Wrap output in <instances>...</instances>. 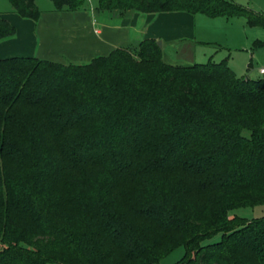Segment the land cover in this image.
<instances>
[{
	"label": "trees",
	"instance_id": "trees-1",
	"mask_svg": "<svg viewBox=\"0 0 264 264\" xmlns=\"http://www.w3.org/2000/svg\"><path fill=\"white\" fill-rule=\"evenodd\" d=\"M87 2L53 0L60 12ZM10 3L42 16L36 0ZM97 9L240 16L264 29L235 0ZM16 33L0 13V40ZM262 76L238 75L228 58L170 64L152 38L89 63L0 58V264H155L182 245L175 264H264V216H230L264 204Z\"/></svg>",
	"mask_w": 264,
	"mask_h": 264
},
{
	"label": "crops",
	"instance_id": "crops-1",
	"mask_svg": "<svg viewBox=\"0 0 264 264\" xmlns=\"http://www.w3.org/2000/svg\"><path fill=\"white\" fill-rule=\"evenodd\" d=\"M36 1L42 11L38 21L13 12L10 0L8 5L0 6V13L17 30L14 37L0 40V58L21 55L60 63H89L116 48L152 38L162 42L163 57L170 64L199 63L197 52L207 45L209 60L219 62L228 58L231 66V39L241 45L251 40L247 36L251 26L240 16L211 18L187 11H102L97 9L99 0H90L91 5L88 0L77 11L60 12L55 10L53 0L46 9ZM219 56L221 59L216 60Z\"/></svg>",
	"mask_w": 264,
	"mask_h": 264
},
{
	"label": "rangeland",
	"instance_id": "rangeland-1",
	"mask_svg": "<svg viewBox=\"0 0 264 264\" xmlns=\"http://www.w3.org/2000/svg\"><path fill=\"white\" fill-rule=\"evenodd\" d=\"M97 1L98 0H94V2ZM235 1L247 7L249 6L251 8H254L255 10L261 12L264 15V0H235ZM38 3L42 9H46L47 6H50L52 4V0H38ZM8 4H9V0H0V6L3 5L6 6ZM247 36L249 39H251L249 44L247 45H243L244 43L242 45L240 43H235L234 39H231V41L229 42L230 44L229 51L230 54L232 55L231 66L234 68L235 71H237L238 75L240 76L249 75L253 78L263 77L262 74H260L259 69L264 67V48L254 47L253 43L258 39L264 41V29L262 27H257V26L249 27ZM234 38L237 39V36H235ZM236 42H238V39ZM209 49H210L209 46L203 45V47L199 49V54L197 52L196 61L199 63L207 62L210 57L209 56L210 53H208ZM220 57L221 56L216 57V60L221 59ZM250 62H252L253 65L249 71L248 66ZM66 63L78 64L71 61H68ZM230 216L231 217L242 216L247 220H253L254 218L262 217L264 216V204H257L254 206L253 205L240 206L235 210H233V212L230 213ZM221 239H222V234L218 233L203 240L202 243L204 245H207L208 243L217 242ZM186 251H187L186 246L184 245L179 246L177 247L176 250L166 255L161 259L160 262L155 264H175L180 260V258H182L185 255ZM53 264H57V263H53Z\"/></svg>",
	"mask_w": 264,
	"mask_h": 264
},
{
	"label": "built area",
	"instance_id": "built-area-1",
	"mask_svg": "<svg viewBox=\"0 0 264 264\" xmlns=\"http://www.w3.org/2000/svg\"><path fill=\"white\" fill-rule=\"evenodd\" d=\"M259 70H260V73H261L262 75H264V67L260 68Z\"/></svg>",
	"mask_w": 264,
	"mask_h": 264
},
{
	"label": "water",
	"instance_id": "water-1",
	"mask_svg": "<svg viewBox=\"0 0 264 264\" xmlns=\"http://www.w3.org/2000/svg\"><path fill=\"white\" fill-rule=\"evenodd\" d=\"M158 43H159V45L162 47V42H160V41H157Z\"/></svg>",
	"mask_w": 264,
	"mask_h": 264
}]
</instances>
